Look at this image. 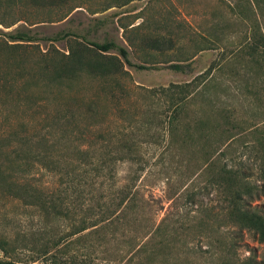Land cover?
<instances>
[{
	"label": "rangeland",
	"instance_id": "1",
	"mask_svg": "<svg viewBox=\"0 0 264 264\" xmlns=\"http://www.w3.org/2000/svg\"><path fill=\"white\" fill-rule=\"evenodd\" d=\"M259 30L264 33V8L260 11L254 0H0V160L5 151H14L15 137L45 134L56 111L62 123L54 136L74 144L93 123L101 125L96 127L101 133L112 130L118 138L123 123L135 135L149 121L140 139L153 141L138 150L149 162L133 189L136 207L76 234L83 219L94 225L99 218L95 200H72L68 215L53 221L35 206L0 191V260L52 264L53 254L67 264H182L189 259V249L204 251L207 239L202 233L216 225L206 218L207 210H217L219 202L209 189L203 148L230 131L235 137L223 148L229 165L241 160L251 166L256 157V126L264 119V84L256 77ZM68 31L78 36L42 39ZM16 32L35 35L36 41L12 42L9 37ZM159 38L166 44L161 50L151 48L150 41ZM106 41L125 47L132 65L149 69L138 70L119 57L126 73L112 80L82 74L52 83L42 71L46 64L57 65L70 50L92 53L89 42ZM172 63L187 66L186 72L169 69ZM190 82V89L199 87L206 97L196 93L179 115L168 155L162 105L145 89ZM90 103L94 116L87 111ZM157 140L161 145L153 144ZM129 170L127 164L117 168L118 185L126 183ZM35 180L48 183L46 176ZM257 203L264 205V198ZM179 215L185 224H171ZM250 250L260 255L264 243L245 233L236 240V253L243 259ZM194 261L214 264L210 257Z\"/></svg>",
	"mask_w": 264,
	"mask_h": 264
},
{
	"label": "trees",
	"instance_id": "2",
	"mask_svg": "<svg viewBox=\"0 0 264 264\" xmlns=\"http://www.w3.org/2000/svg\"><path fill=\"white\" fill-rule=\"evenodd\" d=\"M254 1L256 7L262 11L264 0ZM77 36V33L68 31L42 39L59 41ZM9 38L12 42L18 43L36 41V36L28 32H16ZM80 38L86 40L84 36ZM88 44L92 47V53L70 50L62 55L63 58L57 65L49 63L43 66L42 71L50 75V82L72 81L82 74L100 80L121 78L122 74L126 73L122 63L134 66L138 70L149 69L145 65H132L128 50L113 41ZM165 44V40L160 38L150 41V47L156 50H161ZM260 45L264 47V33L261 30L256 31V77L261 84H264V50L260 51ZM111 52H115L118 56H109ZM168 68L174 72L184 73L187 66L172 63ZM192 85L193 83L190 82L145 89L156 96L162 105L161 126L167 135V139L164 140V143L167 142L164 150L168 155H171L174 145L175 127L179 115L186 111L196 93L202 96V99L206 97L205 92L198 91L199 87L190 89ZM87 111L91 116L96 114L93 103L88 105ZM52 118V122L48 123L45 129L47 130L45 134L29 139L22 136L15 137L14 151L3 153L4 159L0 160V191L6 193L5 196L9 198L35 206L53 221L68 215V204L72 200H80L85 204L95 200L100 208V216L96 223L89 225L87 223L89 219H83L81 229L74 234L90 226L109 223L112 216L117 219L126 211L134 209L136 196L133 189L136 181L140 179V173L149 162V158L142 156L138 150L143 144L153 142L140 139V132L145 126H149V121L137 128L135 135L130 131L131 126L127 127L123 123L118 129L121 131V137L118 138L112 130L101 133V129L96 128L101 125L93 123L86 126L84 132L79 133L77 141L80 142L74 144L75 141L58 139L54 136L62 120L57 111ZM123 121L128 122L126 119ZM201 124L204 122L201 121ZM186 127L190 136L191 128L189 125ZM230 128L235 129L234 126ZM91 129L92 132H100L102 135L98 136L99 138L91 136ZM145 134L147 132L143 137L147 136ZM256 134L259 135V139L256 150L253 151L256 157L251 166L241 160L229 165L223 148H226L235 137L230 131L225 133L224 139L222 135V139L221 137L218 140L214 139L211 143H209L212 138L210 137L207 142L208 147L203 148V162L209 174V189L213 190L219 202L217 210L216 206H211L207 210L206 218L217 226H212L210 231L202 233V237L207 239L206 249L204 251L189 249L190 251H187L189 259L182 264H196L194 259L209 257L214 259V264H264V252L257 255L254 250H250V254L243 259L236 253V240L245 233L251 234L258 243H264V205L257 203L264 198V119L256 126ZM163 137L164 135L162 139ZM161 140L153 144L161 145ZM126 164L130 169L124 179L126 183L118 185L116 170ZM40 175L48 178L47 185H43L41 180H35ZM28 178L36 183V188L30 185ZM164 220L165 218L156 227L157 233L161 232V224ZM181 221L182 217L179 215L171 224L182 223ZM53 244L56 246L57 243L53 241ZM184 247L186 249L188 244H184ZM46 254L48 253H43ZM49 259L52 260V264H67L65 260H58L53 254L49 255ZM0 264L18 263L5 259L0 260Z\"/></svg>",
	"mask_w": 264,
	"mask_h": 264
}]
</instances>
